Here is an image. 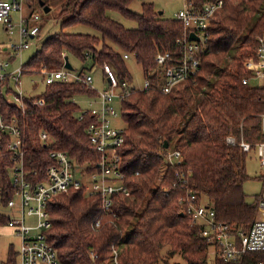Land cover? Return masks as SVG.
I'll return each instance as SVG.
<instances>
[{
    "label": "trees",
    "instance_id": "trees-1",
    "mask_svg": "<svg viewBox=\"0 0 264 264\" xmlns=\"http://www.w3.org/2000/svg\"><path fill=\"white\" fill-rule=\"evenodd\" d=\"M43 1L49 6V0ZM132 1L61 0L60 31L42 40L22 64L23 75L40 74L61 68L67 56L71 64V58L82 63L75 71L86 73L90 68L84 63L90 60L93 66L108 64L119 83H129L126 53L134 57L153 86L133 88L120 102L124 142L116 153L129 193L113 196L117 218L104 214L99 197L86 195L84 186L71 188L48 203L51 226L45 231L46 241L57 251L60 264H89L90 251L104 261L111 247L120 248L123 242L119 264H159L164 248L178 253L185 264H208L206 241L200 228L186 214L180 215L179 201L190 193L195 195L209 203L215 219L235 233L246 232L257 217L259 196L249 202L243 191L249 179L248 154L225 139L228 135L239 139L240 134L252 143L264 139L260 132L264 86L242 83L248 76L242 63L254 55L257 38L264 34V0H222L210 19L198 72L169 93L161 91L164 65H158L155 57L169 53L174 59L181 58L188 30L180 21L163 17L152 3L142 2L140 12L130 10ZM212 1L184 0L194 10ZM26 6H31L30 0ZM115 14L134 21L136 27H125ZM73 25L92 27L99 36L62 31ZM8 80H0V112L21 129L26 180L33 184L45 180L47 169L56 163L52 151L66 152L81 174L97 170L100 153L86 133L92 118L78 119L82 107L72 99L76 94L95 96L97 91L80 82L45 83L39 93L24 96V107L19 108L2 92ZM39 99L43 103L34 104ZM42 132L48 133L51 144L42 141ZM171 150L180 151V163L166 162L164 156ZM12 158L13 151L0 150L2 206L15 196L10 180ZM182 171L186 174L183 186L175 176ZM8 220L9 216L0 213V225H7ZM96 220L101 221L97 230L93 227ZM16 261L17 250L10 245L1 264ZM259 262H264V252H248L237 263L215 259L213 264Z\"/></svg>",
    "mask_w": 264,
    "mask_h": 264
},
{
    "label": "built area",
    "instance_id": "built-area-1",
    "mask_svg": "<svg viewBox=\"0 0 264 264\" xmlns=\"http://www.w3.org/2000/svg\"><path fill=\"white\" fill-rule=\"evenodd\" d=\"M222 0H214L204 4L200 10L190 8L186 3L183 9L178 10L173 19L180 21L189 33H194L198 40L184 42V52L181 58L174 59L169 53H159L155 57L158 65H164V84L161 86L163 93H169L176 85L191 78L199 70V53L203 49L208 38V26L211 17L222 6ZM27 9L26 0H0V24L5 26L9 36L17 35L19 43L11 45V50L20 52L22 49L30 47L28 38L38 35L39 26L34 23L37 20L35 11L21 14L19 24L14 26L11 20V13L14 11H25ZM124 59L129 55L124 53ZM9 62L0 61V80L8 76L16 85L17 93L11 104L23 108L24 95L21 92L20 76L22 65H19L11 73L1 74L6 71ZM247 77H243L242 83H250L251 78L264 79V34L257 38L254 47V55L245 59L242 63ZM102 74L106 79L109 89L97 91L94 100H90L87 107L81 109L78 119L91 116L86 133L94 149L100 153V161L97 170L81 174L75 168L73 161L66 152L52 151L50 156L56 163L51 165L46 172L45 180L33 184L26 180L23 169L24 146L22 143L21 129L17 122L12 119L7 122L0 112V150L13 151L14 166L10 171V180L18 197L17 209L18 217L9 216L7 226L12 228L20 238V245L17 249L16 264H60L57 251L47 243L45 231L50 228L51 220L48 212V203L52 197L68 189L85 188L86 195L98 196L100 207L104 214L117 218L113 210V196L119 193L128 195L129 191L123 183V175L120 172V156L116 153V148L124 142L123 128L112 124V119L118 116L120 102L127 96L134 87H130L128 82L119 83L111 67L104 63L101 67ZM42 78L46 84L53 82H80L87 87H92L93 77L90 72L80 73L70 71L62 65L61 68L48 71L43 70ZM153 88L150 79L146 78L144 84L138 90ZM137 89V88H134ZM39 99L34 104H42ZM260 132L264 136V114L260 115ZM44 142L52 143V139L46 132L41 133ZM226 143L238 146L247 154L254 153L258 165L264 168V139L256 142L246 141L242 134L239 139L228 135ZM165 160L169 164L180 163L182 155L179 150L166 152ZM77 174L87 175L88 180H80ZM185 172H176L180 184L185 185ZM175 185V183H174ZM14 196V197H15ZM179 204L182 213L186 214L193 225L200 228V235L207 244L206 254L210 253L215 259L222 262H240L248 252H264V197H259L256 211L257 217L244 233L233 232L228 225L215 219V213L211 205L205 201L197 200L193 194H188L186 199H181ZM9 208L16 207L14 199L8 201ZM26 217L35 219L34 224L26 223ZM95 230L101 227V221L93 223ZM121 249L116 246L111 247L110 255L104 261L99 260V256L90 251L89 264H119ZM258 264H264L259 262Z\"/></svg>",
    "mask_w": 264,
    "mask_h": 264
},
{
    "label": "rangeland",
    "instance_id": "rangeland-1",
    "mask_svg": "<svg viewBox=\"0 0 264 264\" xmlns=\"http://www.w3.org/2000/svg\"><path fill=\"white\" fill-rule=\"evenodd\" d=\"M60 1L61 0H49L50 11L45 13L38 5L37 0H30L31 6H29L27 9L35 11L37 15V20L34 23L32 22L30 24L38 25L40 27V30L36 37L28 38V42L31 43L30 47L22 49L20 52H14L13 50H11V45L17 44L20 41V38L17 35L18 30L14 31L13 36H9L5 30V26L0 24V60H6L9 56H13L11 59L7 60V62H9V66L6 71L2 72L1 74H9L19 65L24 64L26 60L36 51L39 43L42 40L60 31V20L57 17L59 13ZM142 2L152 3L155 11H161L162 16L167 18H173L174 14L178 10L183 9L185 6L184 0H133L129 5V9L134 12H140ZM21 14L26 15V12L14 11L11 13V20L14 26H17L19 24ZM114 17L127 28L136 27V23L134 21L125 19L119 14H115ZM62 31L66 33H88L94 36H99L97 30L85 25L69 26L64 28ZM3 48H6L7 50L4 51ZM71 62L74 69H79L82 66V63L75 58H71ZM84 65L87 68H90L88 72L92 74V87L95 90L100 91L109 89V85L106 79L103 77L101 67L91 65L90 60L86 61ZM126 65L132 78L128 83L129 86L137 89L141 88L144 84V80L146 79L141 66L135 61L133 56H129V58L126 59ZM213 80L214 77L212 78V81ZM20 83L21 92L24 96H31L39 93L43 89L45 84L42 78V74L21 75ZM250 84L256 87L264 86V79L251 78ZM7 88L10 89L9 92H6ZM2 92L7 100H9L10 102L14 101L15 93H17V90L16 85L10 78L7 84L3 85ZM72 99L80 107L84 108L88 106L90 100H94V96L76 94L72 97ZM112 124L120 128L125 127V123L122 120L120 113H118L117 117L112 119ZM246 172L249 176V179L246 180L243 184V191L247 196L246 200L250 202L256 195H258L259 197H264V168L258 165V161L254 153H249L246 157ZM77 178L82 181L88 180L87 175L77 174ZM13 199L16 202V207L9 208L8 206H2L0 204V213L7 216L18 217L17 203L19 200L17 196H15ZM34 222V218L26 217V223L34 224ZM127 234L128 232L124 233L123 239H125ZM123 243L121 244L120 248L123 247ZM10 245L14 250H17L20 245V238L14 232V230H12L7 225H0V264L6 259L7 250ZM207 262L208 264H213V256L210 253H208L207 255ZM159 264H185V262L178 253H172L168 251V248H164Z\"/></svg>",
    "mask_w": 264,
    "mask_h": 264
},
{
    "label": "water",
    "instance_id": "water-1",
    "mask_svg": "<svg viewBox=\"0 0 264 264\" xmlns=\"http://www.w3.org/2000/svg\"><path fill=\"white\" fill-rule=\"evenodd\" d=\"M37 2H38V5L42 8L43 12L47 13L50 11V7L47 4H45V2L43 0H38ZM159 14H161V11H159ZM188 37H189V40H195V41L198 40V37L194 33H189ZM63 66H64V68H66L70 71L74 70V68H73L72 64L69 62L67 56L64 57ZM180 215H183V213H180Z\"/></svg>",
    "mask_w": 264,
    "mask_h": 264
},
{
    "label": "crops",
    "instance_id": "crops-1",
    "mask_svg": "<svg viewBox=\"0 0 264 264\" xmlns=\"http://www.w3.org/2000/svg\"><path fill=\"white\" fill-rule=\"evenodd\" d=\"M25 12L27 13V9H25ZM4 51H6L7 49L6 48H3ZM13 56H9L6 60H0V61H7L9 59H11ZM73 71V70H72ZM75 71V70H74ZM104 77V76H103ZM102 77V79H103ZM34 85V84H33ZM8 102H10L9 100H7ZM12 229V228H11ZM13 230V229H12Z\"/></svg>",
    "mask_w": 264,
    "mask_h": 264
}]
</instances>
